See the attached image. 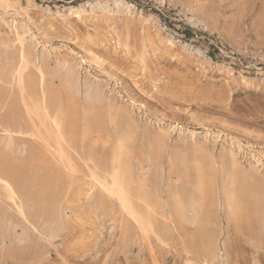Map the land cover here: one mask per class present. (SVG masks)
<instances>
[{
    "label": "rangeland",
    "instance_id": "obj_1",
    "mask_svg": "<svg viewBox=\"0 0 264 264\" xmlns=\"http://www.w3.org/2000/svg\"><path fill=\"white\" fill-rule=\"evenodd\" d=\"M0 16V68L5 63L25 66L20 60L26 54L27 73L42 72L52 86L56 84L55 89L70 94L78 110L81 155L91 149L98 162H112L118 156L136 180L139 174L149 178L160 171L164 182L162 191H154V201L158 194L159 200L169 197L164 199L167 204L156 199L158 210L166 209L167 214L164 219L155 214L156 227L161 231L150 236L155 248L150 252L119 198L109 195L98 180L91 178L85 158H81L74 177L64 175L61 203L69 217L59 235L53 234L49 230L52 226L43 219L30 215L25 219L19 213L20 199L16 198L15 204L8 197L1 198L3 206L14 214L16 234L36 241L42 258L2 254L13 243L0 231V264H202L204 257L209 263L219 253L222 260L218 257L215 263H225L221 262L224 259L235 264V227L249 241L253 235L249 228L258 227L261 217L258 205L264 208V0H0ZM4 112L0 105V114ZM8 132L14 140H10L12 151L21 149L19 154H26L32 137L0 124V144L5 145ZM183 162L189 163V173L183 169ZM197 162L206 171L204 210L210 237L204 234L190 203L186 204V219L177 217L180 225L176 227L172 222L175 211L168 204L170 195L164 191L172 182L188 199L192 189L189 179H193ZM158 165L162 170H157ZM232 188L243 190L245 202L253 204L241 214L237 225L227 206L226 194ZM207 238L220 241L215 243L220 248L212 249L213 257L212 250L207 257L203 253ZM263 238L249 247L251 250L243 249L249 264H264ZM221 243L231 255L223 256Z\"/></svg>",
    "mask_w": 264,
    "mask_h": 264
},
{
    "label": "bare ground",
    "instance_id": "obj_2",
    "mask_svg": "<svg viewBox=\"0 0 264 264\" xmlns=\"http://www.w3.org/2000/svg\"><path fill=\"white\" fill-rule=\"evenodd\" d=\"M7 6H9V5H7ZM11 21H12V19H11ZM14 22H15V20H14ZM28 31L29 30H27V32ZM15 34H17V33L15 32ZM19 36H20V34H19ZM20 37H22V36H20ZM19 42L21 43V41H19ZM21 45L22 44H20V46ZM3 47L7 50V48L5 46H3ZM25 47H26V45H25ZM28 47H30V46H28ZM18 49L21 50L20 48H18ZM3 52H4V50H3ZM0 53L2 55L1 51H0ZM21 53H22V51H21ZM31 53L33 54V51H31ZM6 56H7V54H6ZM12 57H10V58H12ZM26 57H27L26 54H22L21 60L19 59L20 62H23V63L25 62V66H23V67H22L21 63L17 62L18 65L5 63V65H3L2 68H0V105H1V109H5V112L0 114V124L4 125L6 127V130L23 132V133H26L25 135L28 134V136L32 137V140L27 145V149H26L27 153L26 154L24 153V155H22L21 153L19 154V152H20L19 150H21V149H15V150L13 149V151H12L11 143L14 142V140L13 141L11 140V138L13 139V137L10 138V136H12V134L10 132L7 133L8 134L7 136H9L7 142H5L3 140L5 142L4 143L5 145L0 144V200L2 197H8L14 201L13 203L16 204V201H18V200H16V198L20 199L21 202H19V203H20V205L22 203V205L19 206V210H20L19 213H21V215L24 218L27 217L28 215H30V216H33V218L36 217V218L43 219L46 222L44 224L51 225L53 230L49 229V228L48 229L51 230L53 232V234L54 233L58 234V232L64 230L67 227L68 221H66L67 220L66 217H69V216H65V209H67V207L65 208V206H62V203H61V193L63 191L62 188H64V187H62L64 175H65V173L67 175H73L75 172H77L76 170H77V166H78L77 164H78L79 160L81 158H85V162H86L89 170L91 171V175L93 176L91 178H93V179L95 178L96 180H98L106 188L109 195L116 196L119 198V200L122 204V209L124 208L127 211L128 214H126V215H130L131 216L130 218H133V221H135L136 224L133 221H131L130 219L129 220L132 223L130 221H128V222H130L133 226L135 224V226H134L135 228L138 226V228L142 234L143 243H146L147 248L150 250V252L151 251L153 252V250H151L152 249L151 247H153L154 245L151 244L150 236L152 234L158 236V233L161 231V230L159 231V229L156 227L158 223L156 224L157 221L155 218V214L160 213L159 216H161L160 218L163 217V219L165 218V216L167 214L166 209L164 210L161 208L162 209L161 211L158 210L156 199L159 200V197H158L159 194L156 195L157 198H155V201H154V191H156V192L158 190L162 191V190H160L162 188L161 183L164 182V181H162L163 179H162V176L160 174L162 172L156 171L157 173H154L153 175L151 174L152 177H150V175H149V178L148 177L146 178V176L143 174H142L143 176H140V174H139V177H136L137 178V180H136L134 175H133L132 170L126 166H123V164H122V162H120L121 160L118 158V156H116V158H114L112 162L110 160H109L110 162H108V161L101 162L102 159L100 162H98V160H96L95 155L91 149H87V151L85 152V156L84 155L82 156L81 153L79 152V144H78V139H77V136H78V123H77V121H78L77 120L78 110L75 107L74 101H72V97L69 96L70 94L66 91L63 92L61 89L60 90L55 89L53 86L56 87V84L52 86L51 83L48 81L47 77L44 75V73L40 72L38 75L27 73L28 71L26 70L27 71L26 72L24 69V67H27V65H28V59ZM15 58H16V55H15ZM18 58H20V57H18ZM1 59L3 60V57ZM16 60H18V59H16ZM35 61H37V59L34 60L33 62H35ZM6 62H7V60H6ZM31 62H32V60H31ZM33 64H35V63H33ZM34 67L37 68V66H34ZM42 68H43V65H42ZM47 71H48V68H47ZM30 72H31V70H30ZM84 117L86 118V116H84ZM81 123H82V121H81ZM190 131H192V130H190ZM9 133L11 135H9ZM180 137H182V136H180ZM18 141H19V139H18ZM25 143H26V141H25ZM15 144H16V142H15ZM22 144H23V142H22ZM14 146L16 147V145H14ZM17 146H19V144ZM240 146H242V145H240ZM20 148H23V147H20ZM125 148H126L125 142H122V149L125 150ZM133 148H134V146H133ZM239 149H241V148H239ZM23 151H24V148L22 149V152ZM158 154H159V152L155 151L156 157H158ZM97 156H99V154ZM220 156H221V153H220ZM100 157H102V156H100ZM160 160L162 161V159H160ZM151 162L153 163L154 160ZM155 162H157V161H155ZM160 162L158 164H161V166H163L162 164H164V163H162V162L160 163ZM176 163L178 164V162H176ZM259 164H261V163H259ZM182 165H183L182 166L183 169L186 172H188L190 169L189 163L183 162ZM216 165L218 166V164H216ZM158 167H159V165H158ZM182 167H181V169H182ZM193 167H194L193 168L194 169V176H193V179L192 178L189 179L190 184L192 185V189H191V191L188 192L189 193L188 199L185 198L186 192L184 190H182V189L179 190V188H176L177 186L174 187L175 185L172 186V184H174V183H172L170 181H168V182H170V184L168 185L167 182L165 181L166 182L165 186L168 185V187L166 188L164 186L165 189H167V190L164 189V191H166V193L168 192L167 194L170 195V201L168 200V202H170V203H168V204H170L172 209L175 211V214L172 215L171 213H174V212H171L172 210L169 209L171 213L168 215H170V216L172 215L173 217H174V215H176L175 216L176 222H175L174 218H173L174 221L172 220V222H174L175 226L177 227V224H179L177 217L179 220L186 219V216L184 217V214H186L185 213L186 204L190 203L191 205H193V208H194L195 212L197 213L196 219L200 220L201 224L203 225L204 234L207 235L206 237H210V236H208V234H210V233L207 231L208 230V227H207L208 222H207V218L205 217V210H204L205 199H206L205 186H204L205 176H206L205 175V172H206L205 166L202 163L197 162L194 164ZM153 168H151V172H153ZM160 168L161 167H159L157 170H159ZM143 169H144V167L141 170H143ZM161 170H162V168H161ZM99 171L101 174H99ZM165 172H166V170H165ZM243 172H245V171H243ZM178 173H180V172H178ZM209 173H210V171H209ZM167 175L168 174H166V178L163 175L164 176L163 178L167 179V177H168ZM191 175H193V174H191ZM214 175H216V174H214ZM218 176H220V175L218 174ZM73 177H74V175H73ZM73 177H72V179H73ZM89 177H90V175H89ZM99 179H102V182ZM150 180L153 183V185H151L153 187H150V184H149V182H151ZM92 183H93L92 185H94L93 181H92ZM178 186L181 188L182 185L180 184ZM104 187L101 189L104 190ZM151 188H153V190ZM219 189H220V185H219ZM217 190H218V188H217ZM239 190H241V189H239ZM239 190L236 191L235 188H232V189H229L227 191V194H226L227 198H228L227 206L229 208V215L234 219V221L236 222V225L239 224V222L241 220V214L245 210L248 211L249 207L253 205V204L249 205L248 203L245 202V199L243 198V195H242L243 190H242V192H240ZM164 191L162 192V194L165 193ZM224 191H225V189H224ZM159 193L161 195V192H159ZM167 194L165 195V197L167 196ZM221 196H222L221 198L223 199L224 196L223 195H221ZM90 197L88 199H90ZM168 198H166V199H168ZM107 199L109 200V198H107ZM164 199L161 198V200H159V201H162V200L164 201ZM159 201H158V203H159ZM63 202H64V200H63ZM164 202H166V201H164ZM208 203H209V201H208ZM223 203H225V202H223ZM223 203H221V204L223 205ZM166 204H167V202H166ZM117 205H116V207L119 208V206H117ZM15 206H18V205H15ZM113 206H114V204H113ZM167 207L171 208L169 206H167ZM8 208H10V207H8ZM220 208H221V206H220ZM16 209L18 210V208H16ZM258 212L261 214L260 220L258 221L259 224H258V227L256 226L255 228H252V227L249 228L253 233V235L251 234V236H249V241H245V239L242 237L240 228L235 227V229H234V233H235V237H236V250H237V258H235V261H234L235 264H249V261H251V260L248 261V259L245 258V256H244V254H245L244 250L245 249L244 248L247 247L248 249H250L249 247L254 246L256 243L260 242L261 239L263 238V237L261 238V235L263 234V230H264V208H261L258 205ZM189 213L190 212L187 211L188 215H189ZM102 214H104V213H102ZM13 215L9 212V210L7 209V206L6 207L3 206L2 201H0V231L3 233L6 232L5 233L6 236H5V234H4V236L7 237V239L9 237L12 240L11 242L13 243V244H11L10 241L7 242V243L11 244V246L6 248V249L4 248L2 250V254H13V256L15 254L24 255L26 257L32 258V260L41 259L42 255L40 254V248L36 244L37 242L35 241L36 242L35 243L32 240L30 241L29 237L26 235L16 234L17 231H16L15 227H16L17 223L14 222L15 220H13L14 219ZM190 215H192V214L190 213ZM123 216H124V213H123ZM15 217H16V215H15ZM124 217H127V216H124ZM191 217L194 218L193 216H191ZM24 218H22V221ZM68 219H70V218H68ZM171 219H172V217H171ZM190 219H189V221H190ZM19 220H20L21 227H22L23 222L21 221V219H19ZM192 221H194V220H192ZM26 222H28V221L26 220ZM122 222L124 223V221H122ZM159 222H161V221H159ZM24 223H25V221H24ZM125 223H127V222H125ZM160 224H163V223H160ZM186 224H187V222H186ZM27 225H29V224H27ZM132 225H130V226H132ZM242 225H243V223H242ZM70 226H71V224H70ZM124 226H125V224H124ZM134 227H129V228L132 229ZM172 227L170 226V229H172ZM45 228H46V225H45ZM165 228L168 229V227H165ZM165 228H164V230L162 228L161 229L163 231H165ZM42 229H43V227H42ZM126 230H128V229H126ZM176 230H178V229H176ZM241 230H243V229H241ZM246 230H248V229H246ZM246 230H245V232H246ZM24 231H26V230H24ZM134 231H135V229H134ZM173 231H172V233H173ZM255 231L258 234L257 233L255 234ZM20 232H21V230H20ZM22 232H23V230H22ZM48 232L50 233V231H48ZM52 232H51V234H52ZM49 233L47 234V232H46V235H49ZM250 233H247V234H250ZM136 235H139V234H137V231H136ZM139 236H141V235H139ZM139 236H137L138 240H139ZM53 238H57V236L53 237ZM162 238H164V237H162ZM10 239H8V240H10ZM157 239L158 238H156V240ZM174 239L172 241H174ZM4 240H5V238H3V240H2V244L4 243L3 242ZM128 240H129V238H128ZM207 240H209V241H207V243L203 246V249L205 252L202 251L203 253H205L204 256H206V257L208 256L207 255L208 252H210L212 249L217 250L220 248V247L216 248V245H215V243H218V245H219L220 241L219 242L216 240L213 241L214 239L210 240L209 238H207ZM25 241H26V243L23 244V242H25ZM263 241H264V238H263ZM41 243H42V241H41ZM125 243H126V239H125ZM159 243H162V242H159ZM173 243L174 242H172V244ZM262 243H264V242H262ZM5 244L6 243H4V245ZM223 244L224 243H221L220 245L222 246ZM0 245H1V243H0ZM260 245L261 244H259L257 246H259V248H261ZM168 246H170V245H168ZM214 246H215V248H214ZM5 247H6V245H5ZM138 247H139V245H138ZM125 248H126V246H125ZM262 248H263V246H262ZM128 249H130V248H128ZM135 249H136V247H135ZM135 249L134 250L131 249L132 252H134ZM222 249L223 250L225 249L224 250L225 254L223 256L227 255L228 253L230 254V252H228V251L225 252L227 249L225 246L222 247ZM53 250H54V248H53ZM126 250H125V252H126ZM213 250H212L211 254L213 253ZM221 251L218 250V252H221ZM254 251H255V249H254ZM132 252H131V254H132ZM144 252H145V249H144ZM147 252H149V251H147ZM150 252H149V254H150ZM248 252H250V251L248 250ZM48 253H47V255H48ZM57 253H59V252H57ZM118 253H117V255H118ZM155 253L157 254V252H155ZM222 253H223V251H222ZM251 253H252V251H251ZM219 254L217 255V252L215 253V255H217V257L214 256L213 254L211 255L212 257L214 256V261H212V262L215 263V261L218 257H219L218 260H222V259H220L222 257ZM254 255H255V253H254ZM112 256H114V255H112ZM211 256H209L208 259ZM63 257H61V258H63ZM137 257H139V256L137 255L136 258ZM142 257L143 256H141V258ZM148 258H147V260H148ZM152 259H154L155 262L157 260L156 257H152ZM231 259H232V257H231ZM67 260L69 261V259H67ZM203 260L204 261L202 262V264H204V262H206L207 264L212 263L210 260H209L210 261L209 263H208V261H205L206 260L205 257ZM211 260H213V258ZM126 261L127 260H125V262ZM224 261H226L225 263L227 264V260L223 259V261H221V262H224ZM52 262L54 263V261H52ZM59 262H60V260H59ZM115 262L113 264H116ZM218 262H220V261H218ZM158 263H160V262H158ZM199 263L200 262H197L194 264H199ZM225 263H222V264H225ZM127 264H128V262H127ZM215 264H218V263H215Z\"/></svg>",
    "mask_w": 264,
    "mask_h": 264
}]
</instances>
